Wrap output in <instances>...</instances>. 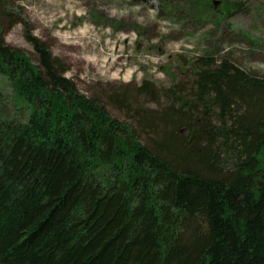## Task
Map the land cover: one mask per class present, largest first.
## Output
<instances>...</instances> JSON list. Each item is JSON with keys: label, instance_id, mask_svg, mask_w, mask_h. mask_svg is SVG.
Instances as JSON below:
<instances>
[{"label": "trees", "instance_id": "16d2710c", "mask_svg": "<svg viewBox=\"0 0 264 264\" xmlns=\"http://www.w3.org/2000/svg\"><path fill=\"white\" fill-rule=\"evenodd\" d=\"M1 26L25 117L0 97V264H264L263 77L207 55L186 83L87 97L44 42L26 35L32 64Z\"/></svg>", "mask_w": 264, "mask_h": 264}, {"label": "rangeland", "instance_id": "374dc122", "mask_svg": "<svg viewBox=\"0 0 264 264\" xmlns=\"http://www.w3.org/2000/svg\"><path fill=\"white\" fill-rule=\"evenodd\" d=\"M8 19L15 24L7 27ZM0 25L5 45L32 64L26 35L44 42L87 97L131 95L143 82L156 89L186 83L190 61L207 55L230 57L264 78V0H0ZM0 97L5 115L24 119L25 113L16 115L24 106L4 77ZM139 104L155 108L145 98ZM106 106L128 121L126 113ZM260 166L264 172V158Z\"/></svg>", "mask_w": 264, "mask_h": 264}, {"label": "water", "instance_id": "95a60500", "mask_svg": "<svg viewBox=\"0 0 264 264\" xmlns=\"http://www.w3.org/2000/svg\"><path fill=\"white\" fill-rule=\"evenodd\" d=\"M216 3H214V5H215Z\"/></svg>", "mask_w": 264, "mask_h": 264}]
</instances>
